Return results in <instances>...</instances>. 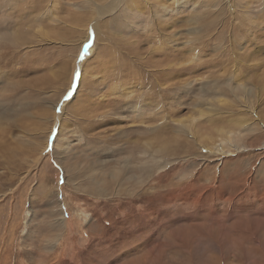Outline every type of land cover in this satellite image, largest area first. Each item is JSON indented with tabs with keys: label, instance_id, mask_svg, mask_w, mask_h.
Here are the masks:
<instances>
[{
	"label": "rangeland",
	"instance_id": "1",
	"mask_svg": "<svg viewBox=\"0 0 264 264\" xmlns=\"http://www.w3.org/2000/svg\"><path fill=\"white\" fill-rule=\"evenodd\" d=\"M134 1L0 0V264H264V0Z\"/></svg>",
	"mask_w": 264,
	"mask_h": 264
},
{
	"label": "bare ground",
	"instance_id": "2",
	"mask_svg": "<svg viewBox=\"0 0 264 264\" xmlns=\"http://www.w3.org/2000/svg\"><path fill=\"white\" fill-rule=\"evenodd\" d=\"M127 1H131L132 3H130L131 5H133V6H130L129 7V10H135L136 12H138V15H140V12H139V10H138V5H137V3L134 1V0H127ZM127 1H124V0H109V2L108 3H106V4H102V6L100 7V6H96V10H97V12H98V14H104V13H106V11H113L114 9H115V7L116 6H118V5H124V3L125 2H127ZM95 7V6H94ZM133 7V8H132ZM126 9H128V6L125 4L124 5V7H122L121 9H120V11L118 12V13H116V14H114V16L113 17H115L116 18V23L117 24H119V21H120V18L119 17H123V15L121 14V12L122 11H124V10H126ZM134 12V11H133ZM155 12H158L157 11V9L155 10ZM128 13V12H127ZM109 14V13H108ZM137 15V14H136ZM119 16V17H118ZM157 15H155L154 17H156ZM128 17H130V16H128ZM135 18V17H134ZM133 18V19H134ZM158 18V17H157ZM128 19V18H127ZM124 20V19H123ZM158 20V19H157ZM131 22H132V20H131ZM158 23H160V22H158ZM125 25V24H124ZM94 26H95V28H96V31L98 30V27H97V23H95L94 24ZM122 28V27H121ZM18 37V35L17 34H14V35H12V36H9V40H14V39H16ZM119 63V62H118ZM119 68H120V66L119 65H117ZM120 78H121V76H120ZM121 89L122 88V86H117V89ZM113 93H115V92H113ZM59 130H60V128H59ZM67 149H69L68 148V145H66V147H65V150H67Z\"/></svg>",
	"mask_w": 264,
	"mask_h": 264
},
{
	"label": "snow or ice",
	"instance_id": "3",
	"mask_svg": "<svg viewBox=\"0 0 264 264\" xmlns=\"http://www.w3.org/2000/svg\"><path fill=\"white\" fill-rule=\"evenodd\" d=\"M91 42H92V41L89 39V41H88L87 43L84 44V46H83V50H82V52H81V58H83L84 53L87 51V48L89 47V45L91 44ZM79 76H80V70L77 69V70L74 72V75H73V86H75V83H76V81L78 80ZM70 95H71V89H69L68 93L64 96V99L67 100L68 97H69ZM56 111L59 112L60 109L57 107V108H56ZM61 183H63V181H61Z\"/></svg>",
	"mask_w": 264,
	"mask_h": 264
}]
</instances>
